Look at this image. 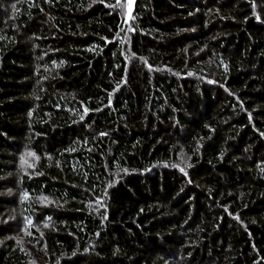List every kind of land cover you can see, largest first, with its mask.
Returning <instances> with one entry per match:
<instances>
[{
	"label": "trees",
	"instance_id": "trees-1",
	"mask_svg": "<svg viewBox=\"0 0 264 264\" xmlns=\"http://www.w3.org/2000/svg\"><path fill=\"white\" fill-rule=\"evenodd\" d=\"M127 8L0 0V264H264V0Z\"/></svg>",
	"mask_w": 264,
	"mask_h": 264
},
{
	"label": "rangeland",
	"instance_id": "rangeland-1",
	"mask_svg": "<svg viewBox=\"0 0 264 264\" xmlns=\"http://www.w3.org/2000/svg\"><path fill=\"white\" fill-rule=\"evenodd\" d=\"M135 3V0H128V8H127V15H126V20H128L131 17V13L133 11V5ZM24 238L23 234H20V236H17V239Z\"/></svg>",
	"mask_w": 264,
	"mask_h": 264
}]
</instances>
